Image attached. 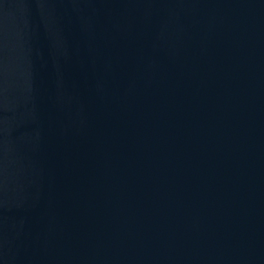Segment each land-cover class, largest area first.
Masks as SVG:
<instances>
[{
    "label": "water",
    "instance_id": "95a60500",
    "mask_svg": "<svg viewBox=\"0 0 264 264\" xmlns=\"http://www.w3.org/2000/svg\"><path fill=\"white\" fill-rule=\"evenodd\" d=\"M0 264H264V0H0Z\"/></svg>",
    "mask_w": 264,
    "mask_h": 264
}]
</instances>
